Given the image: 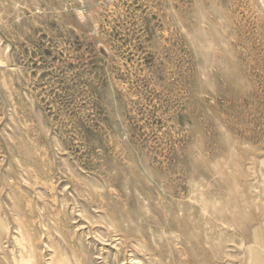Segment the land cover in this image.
Segmentation results:
<instances>
[{"label":"rangeland","instance_id":"rangeland-1","mask_svg":"<svg viewBox=\"0 0 264 264\" xmlns=\"http://www.w3.org/2000/svg\"><path fill=\"white\" fill-rule=\"evenodd\" d=\"M0 264H264V0H0Z\"/></svg>","mask_w":264,"mask_h":264}]
</instances>
